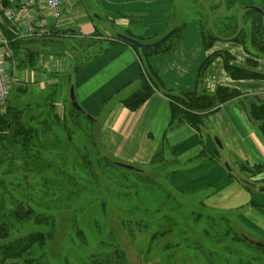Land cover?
Returning <instances> with one entry per match:
<instances>
[{"label": "crops", "instance_id": "1", "mask_svg": "<svg viewBox=\"0 0 264 264\" xmlns=\"http://www.w3.org/2000/svg\"><path fill=\"white\" fill-rule=\"evenodd\" d=\"M1 2L5 9L21 6V0ZM62 2L60 18L47 16L50 36L40 39H19L21 16L10 22L0 14V27L13 43L19 41L11 44L9 106L57 113L67 106L73 86L85 115L100 124L106 155L138 169L173 163L172 185L197 195L208 211L238 214L264 238V194L256 192L264 173L241 170L264 166V132L248 112L249 104H264V57H254L232 34H222L224 28L207 32L214 38L205 42L201 23L176 24L171 31L184 27L170 37L165 51L148 59L159 89L131 110L125 100L140 90L144 68L135 49L116 35L154 42L171 27L170 0ZM31 19H42L38 9ZM227 67L253 76L233 77ZM219 88L240 96L204 113L199 128L179 118L171 127L169 96L213 95Z\"/></svg>", "mask_w": 264, "mask_h": 264}, {"label": "rangeland", "instance_id": "2", "mask_svg": "<svg viewBox=\"0 0 264 264\" xmlns=\"http://www.w3.org/2000/svg\"><path fill=\"white\" fill-rule=\"evenodd\" d=\"M229 1L170 0L171 27L154 42L172 26L192 22L205 33L228 24L221 32L232 35L235 24L236 36L251 22L241 12L235 17L236 9L264 11V0H235L234 8ZM67 103L59 113L10 109L2 119L10 127L0 132V179L7 182L0 185V206L19 216L0 218L10 225L8 241L51 233L45 247L35 249L43 264H264V247L255 244L264 238L238 214L208 211L197 195L172 185L173 163L142 172L106 165L102 158L114 159L100 145V124L86 115L74 122L70 94ZM16 117L36 130L28 144L14 137ZM257 187L264 194V180ZM38 214L47 219L37 222Z\"/></svg>", "mask_w": 264, "mask_h": 264}, {"label": "trees", "instance_id": "3", "mask_svg": "<svg viewBox=\"0 0 264 264\" xmlns=\"http://www.w3.org/2000/svg\"><path fill=\"white\" fill-rule=\"evenodd\" d=\"M234 3H235V0H230L228 3L226 2V5L228 6V8H234L235 7ZM238 12L243 13L242 19L243 18L246 19L250 17L251 22H250L249 28H246L245 26L246 29H243L244 31L241 30L239 33H236V36H234L235 28H236V25L234 24V27H233L234 41L243 44L246 50L249 51L251 55H253L254 57H264V25L262 24V18H264V15L259 14L258 12L254 11L249 6H242L241 8L236 9L235 14H234L235 17L238 16L237 15ZM256 15L258 17H256ZM183 27L184 26L176 28L172 37L178 34ZM223 28L224 30L225 29L228 30V24L223 25L222 29ZM247 29L249 30L248 32L246 31ZM203 36H204L205 42H208L209 40L212 41L214 38L212 34L210 33L207 34L204 31H203ZM115 39L117 40V38ZM170 39L171 38H169L162 45L155 47V48L137 49L133 47L139 55V59L144 68V73L142 75L140 90L134 95H132L131 97H129L127 100H125V105L127 108L131 110H136L149 99V97L154 93L156 89H159L160 87L159 82L157 81L156 77L152 73H150L148 59L154 53L165 51L167 48V43ZM137 40L142 42L138 38ZM18 43L19 41L15 40L13 43V46H16ZM142 43H145V42H142ZM250 45L253 49L259 52V54H254L253 51H251V49L249 48ZM209 61L210 60H208L207 63ZM227 71H229V73H231L233 77H237V78L238 77L247 78V77L253 76L250 73L234 70V69H231L230 67H227ZM239 96L240 95L238 94L237 91L230 90L227 88H219L218 91L213 95L186 94L183 96H169L173 103L172 105L173 106V121L171 122V127L174 124H177L178 122L177 120L179 118L180 122L186 121L196 126L197 128H199V124L202 125V122H203L202 120L205 116L204 113H208L212 110H215L221 104L228 102L230 100L236 99ZM10 109L12 110V108L9 106L8 113L5 116L0 118V132H3L5 129H9L10 127L9 122L7 121L2 122V119H4L9 114ZM50 110L53 111V109H50ZM72 112L74 113V115H72L73 113L72 114L70 113L69 118H72L73 121L75 118H78L81 115H85L81 112H77L75 109ZM248 112H249L250 119L256 122L257 124H259L262 131L264 132V104H255V103L249 104ZM54 120L59 121V117L56 115V118L54 117ZM14 121H15L14 122L15 123V132H14L15 139H20L21 141L26 142V144H28L32 135L36 133V130L32 126L23 122L22 119L20 120L18 117H16ZM102 159L106 165H112L116 167L114 160L108 159L107 156H105ZM241 170L242 172L250 174L251 176H256L258 174L264 173V166H259L255 169L241 167ZM0 185L2 188L4 187V185H7V182L5 180L1 181L0 179ZM254 205H257V204H254ZM0 209H1L0 218L3 217V215L8 219L9 217H12V215H14L15 217H19L17 210L13 211V209H11L10 214L8 215L4 213L1 206H0ZM35 219H37L36 221L39 222L47 218L46 216H43L42 218V216L38 214V215H35ZM10 229L11 228H10L8 221L0 222V239H2V241L0 240V242L6 241V243L0 244V254L2 257L0 260V264H7V263L9 264H43V261H41L39 257L35 256L36 255L35 249L45 247L46 241H48L51 238V233L35 232V233H30L22 238L20 237L12 241H8L10 238V232H11Z\"/></svg>", "mask_w": 264, "mask_h": 264}, {"label": "built area", "instance_id": "4", "mask_svg": "<svg viewBox=\"0 0 264 264\" xmlns=\"http://www.w3.org/2000/svg\"><path fill=\"white\" fill-rule=\"evenodd\" d=\"M38 9L41 18L38 22L31 19L33 10ZM15 22L17 14L21 16V22L17 24L16 34L19 39H40L50 36L47 24V16L54 19L61 17L63 13L62 0H21L18 11L15 9H5L0 0V14ZM13 40L9 38L0 27V118L8 113L11 87L9 81V58L12 56L11 44Z\"/></svg>", "mask_w": 264, "mask_h": 264}, {"label": "water", "instance_id": "5", "mask_svg": "<svg viewBox=\"0 0 264 264\" xmlns=\"http://www.w3.org/2000/svg\"><path fill=\"white\" fill-rule=\"evenodd\" d=\"M254 11L258 12L259 14L261 15H264V11L260 8H257V7H251ZM174 34V30L168 32L163 38H161L160 40L156 41V42H152V43H142L132 37H129L127 35H123V34H117L116 35V38L117 40L123 42V43H126L134 48H137V49H150V48H155V47H158L160 45H162L163 43H165L172 35ZM70 100H71V103H72V107L77 111V112H81L83 114L84 111L82 110L81 106L78 104L77 102V99H76V96H75V91H74V87L72 86L71 87V90H70ZM87 118L91 121H95V119L92 117V116H88L86 115ZM115 165H117L118 167H121V168H124V169H127V170H131V171H137V172H140L142 170L140 169H137L135 168L134 166H131V165H127V164H123V163H118V162H115ZM261 192H264V187H262L260 189ZM29 212H26L25 215H28ZM252 244H254V242L252 241L251 242ZM258 247H264V244L263 243H255Z\"/></svg>", "mask_w": 264, "mask_h": 264}, {"label": "flooded vegetation", "instance_id": "6", "mask_svg": "<svg viewBox=\"0 0 264 264\" xmlns=\"http://www.w3.org/2000/svg\"><path fill=\"white\" fill-rule=\"evenodd\" d=\"M119 163V162H118Z\"/></svg>", "mask_w": 264, "mask_h": 264}]
</instances>
